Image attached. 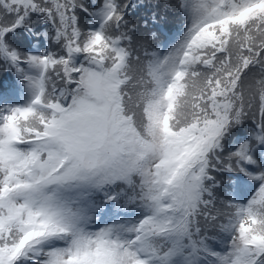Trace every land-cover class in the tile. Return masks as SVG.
I'll return each mask as SVG.
<instances>
[{
  "label": "snow or ice",
  "instance_id": "1",
  "mask_svg": "<svg viewBox=\"0 0 264 264\" xmlns=\"http://www.w3.org/2000/svg\"><path fill=\"white\" fill-rule=\"evenodd\" d=\"M0 264H264V0H0Z\"/></svg>",
  "mask_w": 264,
  "mask_h": 264
}]
</instances>
